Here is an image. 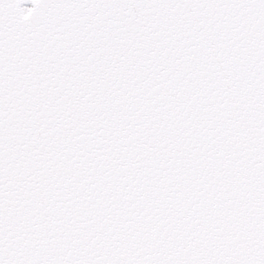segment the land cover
Wrapping results in <instances>:
<instances>
[{"label": "snow or ice", "instance_id": "obj_1", "mask_svg": "<svg viewBox=\"0 0 264 264\" xmlns=\"http://www.w3.org/2000/svg\"><path fill=\"white\" fill-rule=\"evenodd\" d=\"M0 264H264V0H0Z\"/></svg>", "mask_w": 264, "mask_h": 264}]
</instances>
